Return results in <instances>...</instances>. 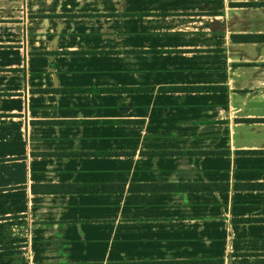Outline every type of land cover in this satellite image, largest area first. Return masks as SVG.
Listing matches in <instances>:
<instances>
[{
	"label": "crops",
	"instance_id": "0c3cea01",
	"mask_svg": "<svg viewBox=\"0 0 264 264\" xmlns=\"http://www.w3.org/2000/svg\"><path fill=\"white\" fill-rule=\"evenodd\" d=\"M0 264H264V0H0Z\"/></svg>",
	"mask_w": 264,
	"mask_h": 264
},
{
	"label": "trees",
	"instance_id": "16d2710c",
	"mask_svg": "<svg viewBox=\"0 0 264 264\" xmlns=\"http://www.w3.org/2000/svg\"><path fill=\"white\" fill-rule=\"evenodd\" d=\"M201 87H208V88H211L212 86H201Z\"/></svg>",
	"mask_w": 264,
	"mask_h": 264
}]
</instances>
